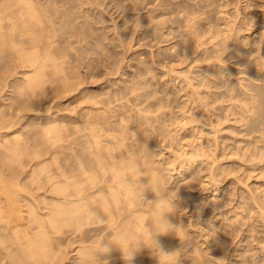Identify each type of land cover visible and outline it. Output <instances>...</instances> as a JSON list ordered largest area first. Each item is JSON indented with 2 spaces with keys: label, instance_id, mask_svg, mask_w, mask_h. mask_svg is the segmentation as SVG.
<instances>
[{
  "label": "rangeland",
  "instance_id": "374dc122",
  "mask_svg": "<svg viewBox=\"0 0 264 264\" xmlns=\"http://www.w3.org/2000/svg\"><path fill=\"white\" fill-rule=\"evenodd\" d=\"M252 1L251 7L258 0ZM245 3L0 0V264H81V247L107 232L90 219L85 225L77 221L73 195L79 184L88 208L91 197L109 196L92 187L102 178L95 162L98 151L106 161L148 153L159 168L158 179L170 189L180 188L186 198L176 217L188 239L173 246H182L184 264H190L195 249H209L213 264L223 259L219 234L235 219L227 205L233 188L243 200L254 195L264 207V160L259 161L264 158V18L258 16L264 17V10ZM251 18L257 21L253 27ZM228 87L233 96H226ZM206 97L218 98L217 103ZM201 99L213 105L206 109L214 112L213 126ZM228 108L237 118L225 115ZM214 138L227 146L226 151L221 146L226 154L219 153L220 165L216 162L218 177L228 174L220 167L235 168L244 183L232 184L235 176L225 175L214 184L204 178L183 186L188 176L178 171L187 163L185 152L200 144L212 147ZM215 199L223 201L222 208L215 210ZM241 208L238 222L252 223L250 207ZM198 209L200 223L194 219ZM207 224L215 231H208ZM258 235L256 243L249 241L252 246H230L231 263H223L241 264L244 255H238L249 246L256 248L249 254L257 256L264 246V234ZM41 242L44 246H37Z\"/></svg>",
  "mask_w": 264,
  "mask_h": 264
},
{
  "label": "bare ground",
  "instance_id": "6f19581e",
  "mask_svg": "<svg viewBox=\"0 0 264 264\" xmlns=\"http://www.w3.org/2000/svg\"><path fill=\"white\" fill-rule=\"evenodd\" d=\"M245 1V0H244ZM249 1H251V0H246V2L248 3H245V4H247L248 5V7H247V5H246V7L247 8H255V6H257L256 8H261V10L263 9L264 10V5L263 4H260V2L261 1H263V0H258V1H256V0H253V1H256V3L254 4V6L253 7H251V5L249 4ZM252 1V2H253ZM242 2V1H241ZM228 3V2H227ZM239 4H241V3H239ZM234 6H236V5H234ZM239 8H241V6L240 7H237L236 9L238 10V13H240L241 11H239L240 9ZM247 8H244L243 10H246ZM254 10V9H253ZM262 10V11H263ZM255 11V10H254ZM261 11V12H262ZM242 13V12H241ZM240 13V14H241ZM245 13V12H244ZM246 13H248L249 14V12H246ZM252 13H254V12H252ZM251 13V14H252ZM248 14H245V15H248ZM239 15V14H238ZM258 15V14H257ZM241 16V15H240ZM244 16V15H243ZM243 16H241V18H244ZM258 16H262V18H264L263 17V15L262 14H260V15H258ZM257 16V17H258ZM248 17H249V15H248ZM252 17H254V16H252ZM250 18V17H249ZM245 19H246V17H245ZM245 19L242 21L241 19V21L244 23L245 22ZM252 20H251V25H252V27L254 26L253 24H255L256 25V18H251ZM261 19V18H260ZM259 19V20H260ZM239 20V21H240ZM254 20V21H253ZM237 21H238V19H237ZM246 22H247V20H246ZM245 22V23H246ZM254 22V23H253ZM240 23V22H239ZM242 23V24H243ZM244 23V24H245ZM248 23H249V21H248ZM247 23V25L245 24L244 26H247V27H245L246 29L248 28V27H250V25ZM242 24H240L241 26H243ZM244 26H243V28H244ZM251 28V27H250ZM249 28V29H250ZM253 29V28H252ZM247 31V30H246ZM262 33V32H261ZM262 35V34H261ZM260 35V36H261ZM264 35V34H263ZM262 35V36H263ZM259 36V37H260ZM261 40H262V38H261ZM260 43H261V41H260ZM259 46V45H258ZM260 48V47H259ZM226 51H228V50H225V52ZM228 53H230V54H232L233 52H228ZM31 58H33V57H30V59ZM34 78V77H33ZM32 80H34V79H32ZM209 80V79H208ZM35 81V80H34ZM36 82V81H35ZM34 82V83H35ZM30 83H32L31 81H30ZM33 83V84H34ZM214 85V87L215 88H217L218 86L217 85H215V84H213ZM189 86H191V85H189ZM210 86H212V85H210ZM213 87V86H212ZM213 87V88H214ZM219 88H221V86L219 87ZM226 89V88H225ZM231 88H229L228 87V89H226L225 91H227L228 90V92H227V95L224 93L223 94V92H222V94L224 95V97H225V95L226 96H228L229 94H231V93H229L230 91H234V90H230ZM217 90V89H216ZM254 90V89H253ZM217 92V91H216ZM219 92V91H218ZM193 93V92H192ZM234 93V92H233ZM233 93H232V96H233ZM213 95V96H212ZM212 95H210V96H212L213 98H214V96L215 97H217L216 96V94H212ZM221 95V94H220ZM230 96V95H229ZM231 96V97H232ZM218 97H221V98H223L222 96H218ZM199 99H198V102H199V100H200V97H198ZM207 98V97H206ZM209 99L211 98V97H208ZM207 98V99H208ZM230 98V97H229ZM203 99H205V98H203ZM218 99V98H217ZM216 99V100H217ZM192 100V101H191ZM216 100L214 101L215 103H217L216 102ZM226 99H224V101H225ZM231 100V99H230ZM230 100H228V101H230ZM194 101V98L193 99H191L190 98V104H191V102H193ZM205 101V100H204ZM202 102V99H201V106H203V110L205 109H207L208 108V106L210 105V104H212L213 103V105H215V103L214 102H212V98H211V100H209V101H211L210 102V104H209V102H207V101H205V102ZM221 101H222V99H221ZM224 101H222V102H224ZM193 104V103H192ZM200 104H199V107H200ZM213 105H210V106H213ZM209 106V107H210ZM217 106V105H216ZM215 106V107H216ZM196 107H198V106H196ZM231 107V106H230ZM238 107V106H237ZM247 107H249V106H247ZM217 108V107H216ZM216 108L214 109V107L212 108L211 107V109L214 111V110H216ZM231 108H234V109H232V110H235V108H236V106L234 107V106H232ZM230 108V109H231ZM246 108V107H245ZM256 108V107H255ZM258 108H259V106L256 108V110H258ZM238 108H236V110H237ZM218 110V109H217ZM228 110H229V108H228ZM235 110V111H236ZM249 110H251V107H250V109ZM248 110V111H249ZM246 111H247V109H246ZM247 111V112H248ZM217 111H215V113H216ZM227 112L229 113V112H231V114L232 115H234V116H232V115H230V117H228L229 119H231V117H234V118H237L236 116H235V114L231 111V110H229V111H225V113H223V115L225 114V115H227ZM237 112V114L238 115H241V113L240 112H242V111H236ZM246 112V113H247ZM205 114H207V117H208V119H207V117H206V119L209 121V119H211L212 118V115H213V113H211V110L209 109V110H206L205 112H204ZM240 113V114H239ZM230 114V113H229ZM242 114H243V116H244V113L242 112ZM215 115V114H214ZM218 112H217V114H216V117L217 118H219L218 116ZM220 115V114H219ZM221 115H222V113H221ZM220 115V116H221ZM222 115V116H223ZM225 115L223 116V117H225ZM237 115V116H238ZM221 116V117H222ZM216 117H214V118H216ZM242 117V116H241ZM217 118L215 119V120H217ZM225 118H227V116L225 117ZM227 118V121L229 120ZM233 118V119H234ZM244 118H245V116H244ZM221 119H223V118H221ZM211 120H214V119H211ZM236 120H239V119H236ZM236 120H234L235 122H236ZM241 120H243V118H241ZM241 120H239V121H241ZM245 120H247L246 118H245ZM224 121H225V119H224ZM224 121H221L222 123L224 122ZM232 121V120H231ZM230 121V122H231ZM232 122V123H235V122ZM238 121V122H239ZM262 121H264V119L262 120ZM210 122V121H209ZM214 121H212V122H210L209 124H211L212 126L214 125V123H213ZM217 123L218 124H222V123H220V120L219 121H217ZM237 123V122H236ZM255 123H256V121H254V125H255ZM264 123V122H263ZM262 123V124H263ZM252 124V123H251ZM258 124H256V126H257ZM247 126H249L248 124H247ZM251 127L253 126V125H250ZM249 126V128H251ZM255 126V127H256ZM221 130V129H220ZM216 131V130H215ZM216 132H219L218 130L216 131ZM215 136H217L216 135V133H215ZM218 138H220L219 136H218ZM221 140H223L222 138H221ZM209 141H210V139H209ZM221 141L219 140V141H215V138H214V140H213V143H214V146H212V147H214V148H212L210 145H207L206 147L204 146V145H202V144H200V146H199V148H195L194 150H191V152H185V155H187V163H185V164H183L182 165V167L180 168V170L181 171H178V176L181 174V173H183L184 175L186 174V176H188V177H186V178H188L186 181H184L183 182V186H187V185H184V184H188L190 181H196V182H203L204 181V178H208L209 179V182L211 181V182H213V184L214 183H216V182H218V181H224V180H226V179H224V176L226 175H223V178L221 177V178H219L218 177V174L220 175V171L219 170H221V169H218V168H216V167H218V164L220 165V161H218V159L219 158H222L223 156H221V154L219 155V153H223V154H226V150H227V148L225 149V147H227V146H224V144H225V142L223 141V146H224V148L223 149H225V151L224 152H222V145H221V143H220ZM210 143V142H209ZM209 143H207V144H209ZM212 143V144H213ZM211 144V143H210ZM211 144V145H212ZM258 145H260V144H258ZM209 146L211 147V148H209ZM207 147H208V149H207ZM205 148V149H204ZM210 149H212L213 150V152H211V150ZM246 150H248V149H246ZM263 150V149H262ZM249 151V150H248ZM251 151V150H250ZM249 151V152H250ZM252 152V151H251ZM262 154L264 153V152H262V151H260ZM260 152H259V156H261L260 155ZM222 154V155H223ZM252 154V153H251ZM250 154V155H251ZM148 153H145V154H143L142 156H140L139 158H135V160H136V162L140 165V167L144 170V172L145 173H147L148 174V176L150 177V178H153V179H157L158 177H157V175H158V172H159V168L157 167V165L152 161V160H150V159H147L148 158ZM255 155H257V154H255ZM220 156V157H219ZM258 156V157H259ZM226 157V156H225ZM237 157H238V155H237ZM197 158H202L203 160H198ZM240 159H242L241 158V156L239 157ZM238 158V159H239ZM130 159H133L132 157H130L128 160H130ZM239 159V160H240ZM258 159H260V158H258ZM264 160V158L262 157V159L261 160H259V161H263ZM123 161H126V159H122V160H116L115 158H113V157H111V158H109L107 161L104 159V158H102V155H101V153L98 151L97 153H95V162H96V167H97V169H98V171H100L101 173H102V178L100 179V181L97 183V184H94V185H92V187L93 188H95V191L96 192H107L108 194H109V196L107 197V198H96V195H95V197H91V199H93V201H92V206L90 207V208H88V206L86 205V204H84L83 203V201H86L87 200V196L84 194V190H83V188L79 185V184H77L76 186H75V190H74V192H73V195H75L76 197H77V199L75 200L76 202H77V205H78V208H77V212H78V214H77V221H79V223H81L82 225L84 224H87V221L90 219V216H89V209H91V208H94V209H96V211L98 212V214H101V215H103V216H105L106 218H107V220H108V223H106V224H104V226H102L101 225V223H97L96 221H94V220H92V219H90L91 220V222L90 223H92L93 225H95V226H98V227H101L103 230L105 229V230H109L113 225H112V222L113 221H119L120 223H127L130 219H131V217L135 214V208L133 207V204L131 203V202H129V200L127 199V195H126V193H125V191H124V189H123V187H122V184H121V181H120V176H119V174H118V169L120 168V165H121V163L123 162ZM203 161V162H202ZM198 162H200L199 164H196L195 166H194V168L191 170V171H189V167L190 166H193L194 165V163H198ZM216 162H218V164L216 163ZM217 166H216V165ZM186 165H187V168H185L186 167ZM215 167V168H214ZM220 167V166H219ZM220 168H224L222 171V173H228L226 176H228L229 178H231L230 176H235L234 178H233V180H230L231 181V183L232 184H234V183H236V184H241V182H243V179H241L240 177L241 176H239L240 174H239V172L238 171H234L233 169H235V168H233V169H230V168H225V167H220ZM218 169V170H217ZM228 169H230V170H228ZM227 170V171H226ZM237 170V169H236ZM226 171V172H225ZM229 171V172H228ZM220 172V173H219ZM236 172H238V174L236 173ZM183 174H181V176L183 175ZM229 174H231V175H229ZM232 174H234V175H232ZM222 175V174H221ZM227 177V178H228ZM148 177H141L140 178V182L141 183H147V181H148ZM233 181V182H232ZM185 182H188V183H185ZM193 183V184H192ZM192 183H189V184H192V185H194V182H192ZM244 183V182H243ZM242 183V184H243ZM243 185H245V184H243ZM179 186H181V184H178L177 185V187L179 188ZM183 186H181V187H183ZM188 187V186H187ZM190 188H191V185H190ZM182 191L180 190V188H179V191H178V195H179V197H180V201H179V203H180V205H182V204H185L184 203V201H185V197L182 195V193H181ZM147 194H149V195H147V197L148 198H151L152 197V193H150V191L149 192H147ZM252 197H249V198H246L245 200H243L244 198H243V195L241 194H239L238 193V190L236 189V188H233V191H232V194H231V196H230V199H228V200H230V202L231 203H227V205H231V208H230V211L232 212V215H234L233 216V218L235 217V219H233V222H232V220H231V224H230V222H229V224H227L228 225V227H225V231L224 232H222L221 234H219V237L220 238H222V239H224V242H222V240L220 239V242L218 243V246H220L221 248H219L218 249V251H219V254H220V256H223L224 255V257H223V259H222V257H220V259L219 260H221V261H219V263L218 264H224L223 262H225V261H227L228 260V258H229V255H230V253L232 252V246H238V245H240L241 243L242 244H244L245 242H248V243H246V244H249V245H251L252 246V244H250L251 242H249V241H252V243H256V241H254L253 242V240H255V238L257 237L256 235H258L259 233H263L264 234V207L263 206H260L261 204H258V202H256V200H258V199H255L253 196L254 195H251ZM246 197H248V196H246ZM215 202H216V204L214 205V208H215V210L216 209H218V208H222L223 207V205H224V203H223V201H219V203H217L218 201H217V199H215L214 200ZM239 201V202H238ZM262 201V200H261ZM241 202H243L244 203V205H242V204H240ZM260 202V201H259ZM264 202V201H263ZM245 204H247V206L245 205ZM258 204V205H257ZM236 205V206H235ZM250 207L249 208V210H250V213H252L253 215L252 216H249V221H251L252 220V223H249V224H247L248 223V221L246 222V224H247V231H244V232H249V233H253L252 235L251 234H249V233H247L248 235H245V236H249L250 237V239L247 241V238H244L243 236H244V234H246V233H244V234H242L241 232H243V230H246V229H242V225H243V227H244V223L243 224H241L240 222H241V219L239 220V222H238V217H237V215L239 216V214L241 213L240 211H239V209L241 208V207ZM111 207L113 208V210H114V213H115V216H114V220L112 221L111 220V218H112V214L110 213L111 211H110V209H111ZM12 210H14V207H13V205H12ZM242 209V208H241ZM255 209H258V210H256V211H258V212H256L255 211ZM249 210H248V212H249ZM244 211H245V209H244ZM243 210H242V212H244ZM100 212V213H99ZM234 212V213H233ZM240 212V213H239ZM227 214V211H222L221 212V214ZM251 215V214H250ZM255 215V216H254ZM72 218H73V216H71ZM245 217H246V215H245ZM172 219H173V222H177V217L176 216H174V217H172ZM251 219V220H250ZM255 219V220H254ZM123 221V222H122ZM258 223V224H256V223ZM100 228V230L101 231H103L102 229ZM228 228V229H227ZM254 231L256 232V233H254ZM263 234H260V236H262ZM225 236H227V237H225ZM259 236V235H258ZM259 236V237H260ZM258 237V238H259ZM159 241H160V243L162 244V246L166 249V250H169V251H171V250H175V248L173 247V246H176V243H179L180 242V240L176 237V236H174V235H171V234H169V235H164V236H160L159 238ZM252 239V240H251ZM262 238H260V240H261ZM257 240V239H256ZM260 240H257V244H259V243H261V242H263V245H264V241H262L261 240V242H259ZM244 242V243H243ZM221 243V244H220ZM42 244V246H44L43 245V242H41L40 244H38L37 246H40ZM245 244V245H246ZM230 246H231V248H230ZM253 246H255V244H253ZM243 247V246H242ZM245 248H246V246H244ZM243 247V248H244ZM248 247V246H247ZM250 247V246H249ZM248 247V248H249ZM257 247V246H256ZM234 248V247H233ZM246 249L247 251L249 250V249ZM254 247H252L249 251L251 252L252 250H256V248H254ZM258 248V247H257ZM236 249V248H235ZM196 251L193 253L194 254V256H193V258H191V262H190V264H194V261H195V264H213V262H211L212 261V259H210L209 260V258L207 257V252L209 251V249H205V250H207V251H203V250H199V249H195ZM220 250H221V252H223L224 254L222 255L221 253H220ZM246 250H243V251H246ZM212 251V250H211ZM215 251V250H214ZM236 251V250H235ZM242 251V250H241ZM246 251V252H247ZM247 252L248 253V256H247V258H246V255H247V253H246V255H245V253L244 254H239L238 256H239V258L242 256V255H244L245 256V258L247 259L246 261H245V263L246 264H264V246H260V248L257 250L258 252L256 253L257 254V256L256 255H254L255 253L254 252H256V251H254L253 253L254 254H249L250 252ZM206 252V253H205ZM237 252V251H236ZM235 253V252H234ZM240 253V252H239ZM218 254V253H217ZM237 254L238 253H236V256H237ZM241 255V256H240ZM231 256V255H230ZM244 256H242V258L244 257ZM253 256H256V257H253ZM235 257V256H234ZM242 258H240L241 260H242V262L244 261ZM107 259H108V264H124V262H123V260L121 259V256H120V253H119V251L118 250H113L110 254H109V256L107 257ZM234 259V258H233ZM232 258H231V260H233ZM237 259H238V257H237ZM230 260V259H229ZM227 261V262H229V263H231L230 261ZM240 260V261H241ZM218 262V261H217ZM234 262V261H233ZM237 262H239V261H237ZM236 262V263H237ZM241 262V264H243ZM133 264H156V258L154 257V256H152L151 254H150V252H149V250L148 249H142L135 257H134V260H133ZM215 264V263H214ZM225 264H227V263H225ZM234 264V263H233ZM238 264H240V263H238Z\"/></svg>",
  "mask_w": 264,
  "mask_h": 264
},
{
  "label": "clouds",
  "instance_id": "9594fccd",
  "mask_svg": "<svg viewBox=\"0 0 264 264\" xmlns=\"http://www.w3.org/2000/svg\"><path fill=\"white\" fill-rule=\"evenodd\" d=\"M117 171L127 199L135 206V214L127 223L113 221V226L107 232L82 246L81 264H108L107 257L114 249L119 251L124 264H133L134 257L142 249L149 250L156 258V264H184L182 246L169 251L158 239L171 234L182 245L188 239L185 226L172 219L182 210L178 189H170L166 182L150 178L135 159L123 161ZM141 177H148L147 183H141ZM149 191L152 193L151 198L147 197ZM88 211L90 219L101 224L108 223L107 218L98 214L96 209ZM200 211L197 210L198 216L194 218L199 223ZM207 230L215 231L211 224H207Z\"/></svg>",
  "mask_w": 264,
  "mask_h": 264
}]
</instances>
